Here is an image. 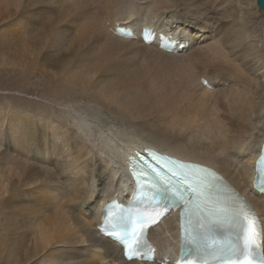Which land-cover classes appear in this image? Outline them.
<instances>
[{"label": "bare ground", "instance_id": "1", "mask_svg": "<svg viewBox=\"0 0 264 264\" xmlns=\"http://www.w3.org/2000/svg\"><path fill=\"white\" fill-rule=\"evenodd\" d=\"M75 1L77 33L62 26ZM46 2L43 22L28 11L11 20ZM239 2L0 0V61L21 66L51 100L0 103V264H140L96 226L107 200L134 193L121 159L147 146L213 167L264 213L252 191L264 145V18L253 27ZM107 22L150 24L191 45L160 51ZM149 235L162 259L177 256L179 215Z\"/></svg>", "mask_w": 264, "mask_h": 264}, {"label": "snow or ice", "instance_id": "2", "mask_svg": "<svg viewBox=\"0 0 264 264\" xmlns=\"http://www.w3.org/2000/svg\"><path fill=\"white\" fill-rule=\"evenodd\" d=\"M257 3L264 8V0H257ZM147 38V36L144 37L145 40ZM261 153L258 165L264 164V148H261ZM150 155L157 160L158 164L164 160L170 166L168 175L155 172L151 178L152 198L154 200L175 199L183 209L180 221L181 246L184 255L179 264H211L209 257L219 259L225 254L228 257L227 264H264V251H262L264 227H261L250 205L242 201L234 192L229 197L211 198L208 193L215 187L211 181L205 177H196L193 183H188L192 175L182 169L173 170V167L177 165L176 161L168 157H159L154 152ZM112 207L113 205H105L106 219H109L108 209ZM156 216H159V213ZM156 216L151 218V224H158ZM110 218L115 221L117 216L111 215ZM144 223L149 221L134 222V227L126 233L127 238L122 239L125 247L124 255L129 260L133 259L135 252L133 245L139 247L143 243L144 246H148L147 240L141 242L136 233V226H140L142 230ZM217 228L234 229V239L227 245L219 244L214 239L209 241V233Z\"/></svg>", "mask_w": 264, "mask_h": 264}, {"label": "rangeland", "instance_id": "3", "mask_svg": "<svg viewBox=\"0 0 264 264\" xmlns=\"http://www.w3.org/2000/svg\"><path fill=\"white\" fill-rule=\"evenodd\" d=\"M196 2L199 3L200 0H196ZM241 2L242 3L246 2L247 4H250L245 7L246 10H249L247 14V18L251 19L252 23L254 24L253 27L257 26L255 25V23H257L259 20H262L261 16H263L264 18V14L260 11L259 7L257 6L256 0H240L239 4ZM69 4L70 6L64 7L66 21L62 23V26L64 29H68V28L69 29L71 28L72 30L74 29V32L77 33L79 30V27L77 26L78 23L72 22V20L76 17L81 5L78 4L77 1ZM51 8L52 5L48 2L42 4H35V5L30 4V6L22 9L19 13L13 15L11 17V20L13 19V22L20 23L21 12L28 11L34 14V16L30 18V22L32 24L37 22L38 17L40 21L43 22L48 17V14L51 13ZM207 8L210 9L209 6H207ZM68 10H70V15L67 14ZM166 14L172 15V10L167 9ZM190 16L192 15L190 14ZM156 20H158L159 24L164 22L159 18H157ZM196 22L198 23L201 22L199 20V17L197 18ZM43 26L44 24H41L39 29L42 30ZM73 38L74 37H72L69 40H72ZM52 53L55 54V52ZM225 85H227V83ZM50 101L51 100L49 99V97H47L45 91L41 87H39L38 85L32 82L31 76L24 74V70L21 66L20 67L18 65L10 66L7 63H2V61H0V103H5L6 109H15L18 107L31 109V106L34 103L46 104L49 103Z\"/></svg>", "mask_w": 264, "mask_h": 264}, {"label": "water", "instance_id": "4", "mask_svg": "<svg viewBox=\"0 0 264 264\" xmlns=\"http://www.w3.org/2000/svg\"><path fill=\"white\" fill-rule=\"evenodd\" d=\"M256 4L259 7L260 11L264 14V8H261V6L257 3V0H256Z\"/></svg>", "mask_w": 264, "mask_h": 264}]
</instances>
